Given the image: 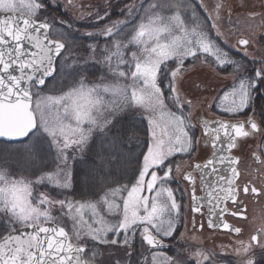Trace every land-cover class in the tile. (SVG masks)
Instances as JSON below:
<instances>
[{
    "label": "snow or ice",
    "instance_id": "obj_1",
    "mask_svg": "<svg viewBox=\"0 0 264 264\" xmlns=\"http://www.w3.org/2000/svg\"><path fill=\"white\" fill-rule=\"evenodd\" d=\"M80 8L76 0H0V145H19L0 147V264H106L93 250L104 246L123 252L107 264H218L215 252L198 245L168 255L166 241L181 235L185 193L193 213L207 210L210 228L237 234L240 227L216 218L246 219L241 197L264 194V185L241 181L240 157L231 154L238 139L264 137V49L259 56L246 50L259 26L237 41L251 57L246 63L230 51L228 34L240 28L232 31L237 21L225 0H117L93 4L87 14ZM243 8L245 20L264 25V2L259 11ZM186 61L233 82L214 98L230 118L200 124L211 149L192 166L200 183L185 172L188 187L178 195L173 158L191 156L199 143L196 90L183 88ZM58 77L62 87H49ZM85 151L87 159L78 160ZM252 158L256 172L264 171V159ZM73 162L85 166L74 169ZM238 202L241 211L230 212L228 204ZM262 237L264 227L238 242L241 264H264Z\"/></svg>",
    "mask_w": 264,
    "mask_h": 264
},
{
    "label": "rangeland",
    "instance_id": "obj_2",
    "mask_svg": "<svg viewBox=\"0 0 264 264\" xmlns=\"http://www.w3.org/2000/svg\"><path fill=\"white\" fill-rule=\"evenodd\" d=\"M252 1V0H250ZM78 4L81 5L80 11L87 14V11L90 9V7L93 4H104L107 2H113V0H76ZM206 5L211 6L212 4L216 3V0H204ZM226 4L231 6L233 9V17L239 18L237 19L236 25L232 26V31L235 32L236 28H240V32L236 35H232L231 33L228 34V45L230 47V51H234L235 53H239L242 57H244L245 49H239L236 45V40L238 36H242L244 38H252V29L251 25H257L259 26L256 30L255 40L251 44V46L254 45V47L258 46L257 52H250L249 49L251 46H249L246 50L250 53H253L257 56H259L260 50L263 48L259 45V38L263 33V25L260 23L259 19H256L254 21H247L244 19L246 12H240L237 9H240L239 7L231 5V0H225ZM261 4L260 0L259 3L256 5H253L252 2H249L247 5L249 7L255 6L256 10L259 11V5ZM234 20V19H233ZM83 23V21L78 22L77 24L80 26V24ZM227 31V30H225ZM234 52H232L234 54ZM248 59L251 60V57L249 56ZM186 66L188 67V71L185 73V77L183 80V88L187 89L189 86H192L196 90V99L194 100V107L192 108V123L196 125V136L200 143L201 139V131H200V121L205 118H223V119H229V115L225 113H221L218 107H216L214 98L216 97L217 93H223L225 90L230 89L232 86L233 78L231 75L224 73V72H218L215 68L209 67L207 65L201 64L199 61L196 62V66L193 68L191 64L186 61ZM251 68H249L250 70ZM199 70V71H198ZM199 72L200 80L204 81V83L211 85L210 90L208 91V88L203 85L201 82L195 83L193 85V81L195 79H191L189 81H186V78L193 74ZM196 78V77H195ZM61 79L60 77L57 78L56 81L53 82L52 85L49 87L52 88H60L63 85V82L59 81ZM190 79V78H189ZM220 80V83L218 81ZM188 82V83H186ZM167 87V86H166ZM178 90L181 91V95L184 96L186 99H192L193 97L191 95H188L186 92L180 89L179 84L177 85ZM213 89V90H212ZM212 104L213 107L209 108L208 105ZM187 107L185 108V111H187ZM251 114V113H249ZM242 115H240L238 118H240ZM199 143L197 144V151L192 153L191 156H189V159H180L181 156H188V155H180L174 157L175 164L179 166V173L177 174L176 181L172 184V187L177 190V194L179 195L181 189H185L188 187L187 183L182 179V174L185 172V170L191 168V165L193 161L201 160V156L204 154L207 155L206 148L202 147L200 148ZM14 146L11 147V149H14ZM87 151H85L83 154L77 157L81 158L85 155ZM210 152V151H209ZM88 154V153H87ZM204 159V158H203ZM73 162V166H74ZM16 165L13 164V168H15ZM264 174V171H262ZM185 204L186 208L184 211V219L180 225H178V232L181 234L180 236H177V238L174 240L176 241V245H174L173 253L182 250L184 248H191L193 245H198L200 248L203 249H211L213 252L217 254L218 258V264H241V261L244 259L243 256H239L236 253V248L239 247V241H244L247 243L249 241L248 233L241 235L239 237L231 236L228 233H216L214 231H211L210 229L206 228V226L203 227L202 230L199 229V226L201 224V216H196L195 213L191 211V202L190 199L187 196V193H185ZM251 212L252 213V220L248 221H237V223L240 226L245 227L247 230L246 232H250L253 229H256L258 226L264 227V194L263 197H260L257 202L251 203ZM54 213L58 214L57 210H54ZM193 218L195 220V228L193 227ZM68 226L71 227V222H68ZM264 240V237H263ZM91 247V245H90ZM107 248V251H104L103 248L97 247L94 248V251L101 252V256L103 259H105V262L107 264L108 257L113 256L116 259H121L123 257L122 249L118 250V246H104ZM253 252H256L257 254L260 253V249L258 247H253ZM172 253V254H173ZM171 254V255H172ZM170 255V254H168ZM227 257H230L231 260H226ZM139 259V257H137ZM123 264V261H122Z\"/></svg>",
    "mask_w": 264,
    "mask_h": 264
},
{
    "label": "flooded vegetation",
    "instance_id": "obj_3",
    "mask_svg": "<svg viewBox=\"0 0 264 264\" xmlns=\"http://www.w3.org/2000/svg\"><path fill=\"white\" fill-rule=\"evenodd\" d=\"M249 2H252L253 5H256L257 3H259V0H231V5L233 6H236V7H239V11L240 12H245L244 8H243V5L244 4H248ZM260 2H264V0H260ZM260 10V9H258ZM234 20L237 21V18L236 17H233ZM261 23V21H260ZM264 36V25H263V33L262 35L260 36L259 38V45L264 49V40L261 39V37ZM241 38H244L242 36H238L237 37V40H236V45L239 49H243L244 46H241V45H238L237 44V41ZM245 49V48H244ZM249 49V48H248ZM250 52H257L258 51V46L254 47L251 46L250 49H249ZM251 115V114H249ZM259 118V117H257ZM240 120H244L246 119V117L244 115H242L240 118H238ZM235 121V120H233ZM203 137V136H202ZM205 137V136H204ZM205 139H210L209 137H205ZM205 139L202 138V141ZM202 142V144H204L205 142ZM264 139L263 137H261V135L259 134H256L252 137H249V138H240L237 140V148L233 150V155L235 156H239L240 157V165H239V170L241 172V181L242 182H246L248 181L250 178L255 181L256 183V187L257 188H260L262 185H264V174L263 172H259L257 173L256 172V169L258 167H260L256 162L255 160L252 158L253 157V154H257L260 156L261 159H264V153L260 151L261 147L264 146V143H263ZM204 147V145H200V148ZM205 148V147H204ZM207 155L204 156V154L200 157L201 160H196V161H193L192 165H191V168L185 170V172H193V165L197 162H204V159L207 157V156H210V153H211V149L210 148H207ZM210 151V152H209ZM189 159V156H181L180 159ZM204 158V159H203ZM174 159V158H173ZM184 172V173H185ZM183 173V174H184ZM194 175L197 176V185H199L200 183V179H199V175L195 172H193ZM200 190H199V187H198V190H197V194L199 193L200 194ZM260 197H263V194L259 195V196H256V195H252V194H249L248 196L244 197L242 196L241 199L243 201V206L244 208L246 209V211L244 212V215L246 216V219L245 218H241L239 216H232V215H229L227 213L224 214L223 216V219L225 220L224 222H227L229 223L230 225H233L234 227H240L242 229L241 233L237 234V233H234V232H230V231H227V230H222L221 228H216L215 230H212L216 233H221V234H225V233H228L229 235L231 236H235V237H239L241 235H244L246 233H248V237L250 238L253 234H255V232L257 231V229H260L262 227L258 226L256 229H253L251 230L250 232H246L247 230L245 229V227L243 226H240L237 221H248V220H252L253 216H252V213L250 214L251 212V203L252 202H257L258 199H260ZM228 209L230 212H240L241 211V208L239 206V202L237 205H232V204H228ZM201 216V215H200ZM206 210L204 211V215L201 216V223H203V225H205L207 227V221H206ZM199 229H200V226H199ZM263 240V237L261 238ZM166 245H167V249H168V252L167 254H172L173 253V248H174V245H176V241L174 240H171V241H166Z\"/></svg>",
    "mask_w": 264,
    "mask_h": 264
},
{
    "label": "trees",
    "instance_id": "obj_4",
    "mask_svg": "<svg viewBox=\"0 0 264 264\" xmlns=\"http://www.w3.org/2000/svg\"><path fill=\"white\" fill-rule=\"evenodd\" d=\"M115 2H117V0H114L112 3H115ZM54 15H56V13H53ZM77 27H79V25L77 24ZM237 58H239V59H241L242 61H244V62H248V60L247 59H245V58H243L242 56H240V55H238V54H234ZM199 71V70H198ZM197 76H200V73L199 72H196V73H193V74H191V75H189L187 78H186V81H189V80H191V79H195L194 81H195V83H197V82H201L203 85H205L207 88H208V91L210 90V87H211V85H209V83L207 82V84L206 83H204V81L202 82V80H200V77H197ZM196 77V78H195ZM190 78V79H189ZM59 81H61V82H63L64 83V81H62V79H59ZM186 83H188V82H186ZM218 83H220V80L218 81ZM167 85H165V87H166ZM213 90V89H212ZM143 117H141V116H137V120L139 121L140 119H142ZM145 122H146V120H145ZM141 138H142V136H141ZM136 141H135V139H133L132 141H131V143L132 144H134ZM14 146H19V145H0V147H3V148H5V149H11V147H14ZM5 154H7V153H5ZM87 152L85 153V155L83 156V157H81V158H78V160H81V161H84V160H86L87 159ZM85 165L83 164V163H80V164H76V163H74V169L75 168H83ZM126 182V181H125Z\"/></svg>",
    "mask_w": 264,
    "mask_h": 264
},
{
    "label": "water",
    "instance_id": "obj_5",
    "mask_svg": "<svg viewBox=\"0 0 264 264\" xmlns=\"http://www.w3.org/2000/svg\"><path fill=\"white\" fill-rule=\"evenodd\" d=\"M224 171H225V174H228V173H227V169H225ZM201 195H202V194H201ZM223 215H224V214H223ZM207 216H208V213L206 214V218H207ZM221 220H223V216H222V218H221V217H217V218H216V221H215L216 224H220V223H221ZM223 221H224V220H223ZM207 224H208V223H207ZM216 228H218V227H216ZM216 228H212V229H216ZM219 228H220V227H219ZM221 229H223V228H221Z\"/></svg>",
    "mask_w": 264,
    "mask_h": 264
}]
</instances>
